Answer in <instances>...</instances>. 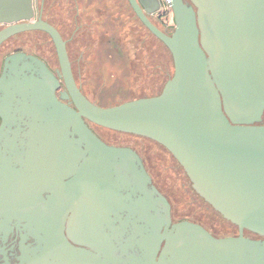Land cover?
<instances>
[{"label":"flooded vegetation","instance_id":"af4514ba","mask_svg":"<svg viewBox=\"0 0 264 264\" xmlns=\"http://www.w3.org/2000/svg\"><path fill=\"white\" fill-rule=\"evenodd\" d=\"M33 5L34 20L52 24L65 40L83 94L100 106L114 105L100 100L108 82L96 80L101 59L113 57L96 51L101 45L115 50L119 39L135 44L132 13L150 32L130 1L33 0ZM8 26L0 24V31ZM20 53L25 56L13 57ZM126 56L122 74L130 85L135 68L132 53ZM61 73L47 31H20L0 42V264H264V233L241 230L217 211L164 145L86 117L105 145L69 128L62 116L77 107ZM33 77L45 83L29 82ZM3 79L12 84L2 85ZM263 123L264 111L254 124ZM132 135L162 149L139 148ZM181 189L189 193L185 199L174 193ZM183 222L217 239L239 241L216 243L190 226L172 232Z\"/></svg>","mask_w":264,"mask_h":264},{"label":"water","instance_id":"95a60500","mask_svg":"<svg viewBox=\"0 0 264 264\" xmlns=\"http://www.w3.org/2000/svg\"><path fill=\"white\" fill-rule=\"evenodd\" d=\"M129 1L142 23L173 56L174 74L155 96L111 106L88 99L76 83L58 29L34 20L33 0H0V24H9L0 31V42L20 31H47L55 41L61 75L78 109L69 107L62 116L69 128L81 130L105 145L86 124V117L99 125L161 143L217 211L241 230L264 233V123L254 124L264 111V0H192L195 5L172 0V33L151 18L160 10L161 0ZM24 56L20 53L13 57ZM30 58L48 70L42 60ZM54 81L60 85L58 78ZM29 82L45 83L35 77ZM1 83L12 84L5 79ZM222 93L230 99L232 108ZM53 98L57 99L54 94ZM186 226L200 229L216 243L239 241L217 239L189 222L176 224L172 232Z\"/></svg>","mask_w":264,"mask_h":264},{"label":"rangeland","instance_id":"374dc122","mask_svg":"<svg viewBox=\"0 0 264 264\" xmlns=\"http://www.w3.org/2000/svg\"><path fill=\"white\" fill-rule=\"evenodd\" d=\"M132 18H133L132 25L134 24L135 27L140 28V29L142 28V31L145 32V27H143L138 22L137 19H134L135 16L133 15V13H132ZM166 19L171 25L173 23H175L173 11L171 13H169V15L167 16ZM155 23L158 25L157 21H155ZM158 26L160 27V25H158ZM174 27H175V24H174ZM119 41L120 42H118L119 43L118 47L115 50L107 49V46L103 47L101 45V47L96 51V52H100V51H103V49H104L105 52L110 53L109 56L106 55L107 58L113 57V59H111V60H105L104 61L103 59H101V61H100L101 65H99V67L101 69L96 74V80L99 82V84L102 83L103 81H107L108 84L110 85L109 87H107V86L104 87V89H107V90H105V92H103V96H102L103 98L100 99L104 104H109V103L118 104V103H121V102H124L127 100H132V99L138 97V95L140 94L136 90L137 85H134L133 82L132 83L130 82V85H129L128 80H126L127 79L126 76L122 74L123 68H125L129 64L128 58L126 55H127V52L131 53L130 50H128V48L131 47L132 41H129V43H127V41L123 42V39H119ZM137 43L138 42L135 41L134 45L137 46ZM118 51L120 52V55H119ZM111 53H113V54H111ZM96 57L97 56L95 55V58ZM108 61H110V62H108ZM168 63H169L170 75H173L174 65H173V60H172L171 55H168ZM132 64H133V62H132ZM133 70L134 69L132 67V71ZM132 79L135 80V78L133 77V74H132ZM143 79H144V77H142V80ZM121 85L124 86L125 88H119ZM126 85H128V86H126ZM137 87H139L138 89H140L142 86H137ZM148 87H150V86H147L145 88H148ZM147 92H149V91H147ZM147 92L141 91L142 94L147 93ZM115 93H118V94H115ZM91 94H92L91 95L92 97L97 98V95H94V93H91ZM132 144H134L135 146H138L139 148L149 147V148H153V149H157V150L162 149V147L160 145L153 143L151 140L141 138V137H137L134 135H132ZM185 192L186 191H184L183 189L178 190V191H176V190L174 191V193L176 195H178L181 199H185V196L189 195V193H187V195H186Z\"/></svg>","mask_w":264,"mask_h":264},{"label":"trees","instance_id":"16d2710c","mask_svg":"<svg viewBox=\"0 0 264 264\" xmlns=\"http://www.w3.org/2000/svg\"><path fill=\"white\" fill-rule=\"evenodd\" d=\"M157 23L168 33H172L175 28L173 26L171 30H168L161 21ZM136 29L138 31L135 41H139V46H134L132 43L128 48L132 53V67L135 68L133 83L143 87L138 89L139 87L136 86V90L140 93L136 98L155 96L162 92L166 82L173 76L170 75L168 63V55L172 56V53L167 45L152 32H140V28L136 27ZM126 41L128 43L130 39H123V42ZM142 77H144L143 80ZM147 86L150 87L145 88ZM141 91L149 92L142 94Z\"/></svg>","mask_w":264,"mask_h":264},{"label":"built area","instance_id":"2783aa9c","mask_svg":"<svg viewBox=\"0 0 264 264\" xmlns=\"http://www.w3.org/2000/svg\"><path fill=\"white\" fill-rule=\"evenodd\" d=\"M161 8L159 11L154 13L156 17H158L161 22L164 24V26L168 29L171 30V28L174 26L175 23L172 25L167 21V16L169 13H171L172 10V0H161Z\"/></svg>","mask_w":264,"mask_h":264}]
</instances>
